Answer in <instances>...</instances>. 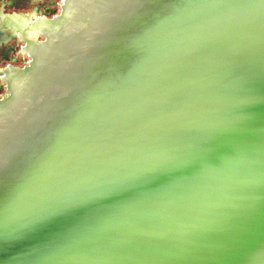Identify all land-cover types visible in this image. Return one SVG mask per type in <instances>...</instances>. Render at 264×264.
<instances>
[{
  "label": "water",
  "instance_id": "1",
  "mask_svg": "<svg viewBox=\"0 0 264 264\" xmlns=\"http://www.w3.org/2000/svg\"><path fill=\"white\" fill-rule=\"evenodd\" d=\"M0 264H264V0H0Z\"/></svg>",
  "mask_w": 264,
  "mask_h": 264
}]
</instances>
